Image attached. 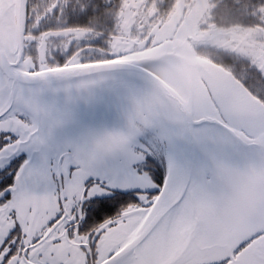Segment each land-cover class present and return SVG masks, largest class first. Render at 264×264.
Listing matches in <instances>:
<instances>
[{"label":"snow or ice","instance_id":"1","mask_svg":"<svg viewBox=\"0 0 264 264\" xmlns=\"http://www.w3.org/2000/svg\"><path fill=\"white\" fill-rule=\"evenodd\" d=\"M0 264H264V0H0Z\"/></svg>","mask_w":264,"mask_h":264}]
</instances>
